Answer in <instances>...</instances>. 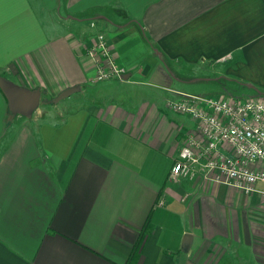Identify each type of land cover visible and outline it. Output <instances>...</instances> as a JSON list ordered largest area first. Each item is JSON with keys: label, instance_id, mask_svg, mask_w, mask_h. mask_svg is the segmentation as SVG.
<instances>
[{"label": "crops", "instance_id": "1", "mask_svg": "<svg viewBox=\"0 0 264 264\" xmlns=\"http://www.w3.org/2000/svg\"><path fill=\"white\" fill-rule=\"evenodd\" d=\"M91 20L124 80L94 79ZM0 73L49 99L81 85L31 117L0 89V264H129L138 245L135 264H264V182L170 177L199 134L166 105L264 101V0H0Z\"/></svg>", "mask_w": 264, "mask_h": 264}, {"label": "built area", "instance_id": "2", "mask_svg": "<svg viewBox=\"0 0 264 264\" xmlns=\"http://www.w3.org/2000/svg\"><path fill=\"white\" fill-rule=\"evenodd\" d=\"M94 30L88 54L97 66L96 81L124 80L127 69L111 49L106 32L89 22ZM172 110L189 115L195 122L175 159L170 177L194 178L196 174L250 192L264 182V101L255 97L186 95L168 98ZM227 145L229 148H225Z\"/></svg>", "mask_w": 264, "mask_h": 264}, {"label": "water", "instance_id": "3", "mask_svg": "<svg viewBox=\"0 0 264 264\" xmlns=\"http://www.w3.org/2000/svg\"><path fill=\"white\" fill-rule=\"evenodd\" d=\"M0 89L7 99L8 108L12 113L31 117L39 108L42 102V91L40 88H29L18 84L12 79L0 74ZM81 85L76 84L62 90L52 101L57 103L64 97H68L74 92L80 91ZM191 235H184L183 248L188 249Z\"/></svg>", "mask_w": 264, "mask_h": 264}, {"label": "rangeland", "instance_id": "4", "mask_svg": "<svg viewBox=\"0 0 264 264\" xmlns=\"http://www.w3.org/2000/svg\"><path fill=\"white\" fill-rule=\"evenodd\" d=\"M128 89H129V93H131V101L132 100H134V94H135V91H136V89H139L137 86H135V85H131V86H129V87H127ZM89 93H90V91H88ZM223 93H230L231 95H236V97H238V96H240V97H242L243 95H244V91L242 90V92H241V94L240 93H238V92H236V91H233L232 90V88H227V89H225L224 91H223ZM77 94H79V91H77V92H74L73 94H71L70 96H68V97H64L63 99H61L59 102H57V103H53V102H47L46 100H48L49 98L46 96V95H43L42 96V99L43 100H45V102H42L41 104H40V106H39V108L37 109V111L34 113V114H39L40 113V111H41V107H47V108H51L50 106H55V109H57L58 110V113L59 112H61L62 111V109H64V107L66 106V105H68L69 104V102H70V100L74 97V96H76ZM247 95V94H246ZM232 97H234V96H232ZM79 100V99H78ZM87 100H88V96H86V97H82V99H81V101H83V102H87ZM73 104V103H72ZM49 116V115H48ZM46 118H48L47 117V115L45 116ZM49 117H53V116H49Z\"/></svg>", "mask_w": 264, "mask_h": 264}, {"label": "trees", "instance_id": "5", "mask_svg": "<svg viewBox=\"0 0 264 264\" xmlns=\"http://www.w3.org/2000/svg\"><path fill=\"white\" fill-rule=\"evenodd\" d=\"M1 74V73H0ZM3 75V74H2ZM47 102H51L52 99H48L46 100ZM140 252H139V245L135 248V250H133V253L131 254L130 258H129V264H135L137 259L139 258Z\"/></svg>", "mask_w": 264, "mask_h": 264}]
</instances>
